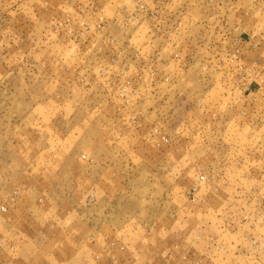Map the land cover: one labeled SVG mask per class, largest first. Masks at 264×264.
<instances>
[{"label":"rangeland","instance_id":"rangeland-1","mask_svg":"<svg viewBox=\"0 0 264 264\" xmlns=\"http://www.w3.org/2000/svg\"><path fill=\"white\" fill-rule=\"evenodd\" d=\"M0 264H264V0H0Z\"/></svg>","mask_w":264,"mask_h":264},{"label":"crops","instance_id":"crops-1","mask_svg":"<svg viewBox=\"0 0 264 264\" xmlns=\"http://www.w3.org/2000/svg\"><path fill=\"white\" fill-rule=\"evenodd\" d=\"M113 188V186L110 187H103L101 190H104V193L101 194V199L96 201V205L100 207V222H99V230L100 232V238H103L102 233H107L108 228L113 226L117 228L120 224H123V222L119 221V217L121 216V213L117 209L121 208L122 199L119 198V194L115 195V198L113 201H109L108 195L112 194L111 191L117 189ZM18 192H20V195H18L17 199L14 198V200H17L15 202H11V204L8 205L9 207V216L5 218V220L8 222V224L14 225L13 227H8L5 230L14 231L16 229V222H19L20 228L24 231L26 234V239L35 240L36 242H42L47 243L44 247L46 250H49L53 246V244L56 243V241L59 239L58 235V223H56V216H57V209L58 204L55 203L53 199L54 192H49L50 195L48 196L46 193V203L41 206L40 201L37 203V197L41 195L43 192L40 189H35L30 191L23 192L22 190L18 189ZM28 192L31 193V196L27 194ZM13 195V194H12ZM109 195V196H110ZM23 196H26V199L23 198ZM29 196V198H28ZM11 197V196H10ZM128 201L127 204L130 203V197L126 198ZM86 202V200H85ZM18 204V205H17ZM126 205V204H125ZM19 207L18 210L15 209V207ZM114 207V212H110V208ZM131 206H128L130 208ZM104 209V210H103ZM18 213V214H17ZM16 214V215H15ZM14 216H18L19 221H15ZM109 216V217H108ZM110 221V222H109ZM23 222V223H21ZM108 223L110 224L108 226ZM48 225V226H46ZM104 231V232H102ZM102 232V233H101ZM76 238V237H75ZM78 239H86L88 238V230L84 226V230L82 232V235L77 237ZM35 242V243H36ZM33 244L32 246L37 248L34 250H38L36 244ZM44 249V248H43ZM51 251V250H50Z\"/></svg>","mask_w":264,"mask_h":264}]
</instances>
